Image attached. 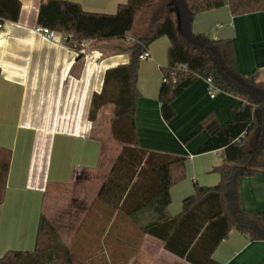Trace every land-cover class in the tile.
<instances>
[{"label": "crops", "instance_id": "crops-1", "mask_svg": "<svg viewBox=\"0 0 264 264\" xmlns=\"http://www.w3.org/2000/svg\"><path fill=\"white\" fill-rule=\"evenodd\" d=\"M20 1L19 19L0 27V147L12 155L0 205V256L9 250H34L44 213L76 263L190 264L167 251L162 240L142 234L130 218H118L97 201L121 147L111 140L104 108L97 121L89 119L92 97L101 92L108 69L129 62V53L118 47L150 34L156 12L140 13L122 39L88 40L80 57L63 41V33L49 38L35 30L42 0ZM72 1L102 13H115L127 2ZM193 29L214 39H232L241 71L258 69V81L264 80V11L234 16L222 6L197 14ZM169 46L167 36L159 37L149 45L151 57L140 61L136 121L142 147L188 157L186 179L171 189L169 210L177 215L182 200L195 192V183L209 186L220 181L214 168L225 162L224 149L194 154L208 138L207 130L189 142L185 138L212 114L221 124L234 120L241 99L220 89L212 97L206 78L199 77L174 100L176 116L165 121L159 91ZM240 196L244 208L264 210V172L243 177ZM214 258L222 264H259L264 260V240L251 241L233 229Z\"/></svg>", "mask_w": 264, "mask_h": 264}, {"label": "trees", "instance_id": "trees-1", "mask_svg": "<svg viewBox=\"0 0 264 264\" xmlns=\"http://www.w3.org/2000/svg\"><path fill=\"white\" fill-rule=\"evenodd\" d=\"M21 5L20 0H0V24L17 21ZM226 5L234 16L264 11V0H127L115 13L87 11L72 0H42L38 14L40 25L72 34L68 44L73 46L83 40L122 39L132 31L140 13L156 12L158 20L150 34L118 47L129 53V62L108 69L101 92L92 97L89 119L97 121L103 108L112 105L111 134L122 144L97 201L109 206L118 218H130L142 234L162 240L167 251L190 264H222L214 253L233 229L251 241L264 240V210L244 208L240 196L241 179L264 172V80L258 81V69L248 74L241 71L232 39H214L193 29L197 14ZM161 36L170 39L159 91L165 121L176 116L174 100L199 77H211L220 90L241 99L234 108V120L221 124L212 114L185 138L189 142L207 130L208 138L194 154L224 149L225 162L214 168L220 181L209 186L195 183V192L182 200L177 215L169 210L171 189L186 179L188 157L142 147L136 121L141 55ZM11 156L9 149L0 147V205ZM0 264L83 263L74 262L70 247L42 213L35 249L9 250L0 256Z\"/></svg>", "mask_w": 264, "mask_h": 264}, {"label": "built area", "instance_id": "built-area-1", "mask_svg": "<svg viewBox=\"0 0 264 264\" xmlns=\"http://www.w3.org/2000/svg\"><path fill=\"white\" fill-rule=\"evenodd\" d=\"M2 26V24H0V27ZM35 30L39 33H42L46 36H48L49 38H54L55 34L57 31L47 27V26H43V25H37ZM63 41L68 43L70 41H72V34H69V33H63ZM129 41H131L129 39ZM133 41H136V40H133ZM87 45H88V40H83L81 42H75L73 43V47L75 49H77L79 52H82L85 50V48H87ZM151 57V54H150V51L147 50L145 51L142 55H141V59H147V58H150ZM207 82H208V89H209V93L211 94L212 97L215 96V94L217 93V91L219 90V87L216 86L214 84V82L212 81V78L211 77H208L206 78Z\"/></svg>", "mask_w": 264, "mask_h": 264}, {"label": "rangeland", "instance_id": "rangeland-1", "mask_svg": "<svg viewBox=\"0 0 264 264\" xmlns=\"http://www.w3.org/2000/svg\"><path fill=\"white\" fill-rule=\"evenodd\" d=\"M103 113L105 114V118H110L108 121H109V123H110V121H111V117H112V115H113V106L112 105H107V106H105L104 107V111H103ZM111 116V117H110ZM106 119V120H107ZM110 125V124H109ZM111 130V129H110ZM112 135V134H111ZM111 140H112V142H115L119 147H121L122 148V144L121 143H119V142H117V141H115L113 138H111ZM121 148H120V151H121ZM119 151V152H120ZM106 242V241H105ZM104 241H103V243H105ZM119 242V241H118Z\"/></svg>", "mask_w": 264, "mask_h": 264}, {"label": "water", "instance_id": "water-1", "mask_svg": "<svg viewBox=\"0 0 264 264\" xmlns=\"http://www.w3.org/2000/svg\"><path fill=\"white\" fill-rule=\"evenodd\" d=\"M177 18H178V28L180 29V26H179V24H180V15H179V13H177Z\"/></svg>", "mask_w": 264, "mask_h": 264}]
</instances>
